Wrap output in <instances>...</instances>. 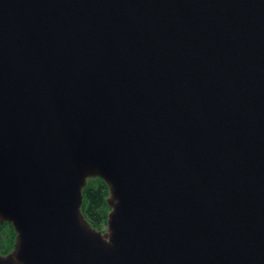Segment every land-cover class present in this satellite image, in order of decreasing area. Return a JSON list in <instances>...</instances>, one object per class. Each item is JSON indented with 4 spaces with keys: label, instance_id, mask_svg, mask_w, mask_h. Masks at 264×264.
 <instances>
[{
    "label": "water",
    "instance_id": "1",
    "mask_svg": "<svg viewBox=\"0 0 264 264\" xmlns=\"http://www.w3.org/2000/svg\"><path fill=\"white\" fill-rule=\"evenodd\" d=\"M4 222L0 264H264V0H0Z\"/></svg>",
    "mask_w": 264,
    "mask_h": 264
},
{
    "label": "trees",
    "instance_id": "2",
    "mask_svg": "<svg viewBox=\"0 0 264 264\" xmlns=\"http://www.w3.org/2000/svg\"><path fill=\"white\" fill-rule=\"evenodd\" d=\"M107 191L108 188L99 178L89 181V183L84 186V203H82L81 209L84 212L83 214L85 218L90 221L92 227L97 228L98 224L104 223L105 221L106 212L109 210L105 203ZM12 227V224L5 222L2 227H0V231L2 229L8 231L7 233L9 237L7 238V244L5 243V248H3L4 252H8L13 248V239L16 234Z\"/></svg>",
    "mask_w": 264,
    "mask_h": 264
},
{
    "label": "rangeland",
    "instance_id": "3",
    "mask_svg": "<svg viewBox=\"0 0 264 264\" xmlns=\"http://www.w3.org/2000/svg\"><path fill=\"white\" fill-rule=\"evenodd\" d=\"M94 179H96V176H94V177H89L88 179H87V181H86V184L87 183H89V181H91V180H94ZM106 217H105V221H104V223H100V224H98V226H97V228H95V227H93V228H95L96 230L98 229V230H100L101 232H106V226H105V223H106ZM7 223V222H6ZM4 223H2V225H3ZM10 224V223H9ZM2 225H0V227H2ZM13 228V227H12ZM14 229V228H13ZM8 231L5 229H2L1 231H0V253H5L4 251H3V248H5V243L7 242V238H9L8 237V233H7ZM15 237H16V235H15ZM15 237H14V239H15ZM14 239H13V243H14ZM7 244V243H6ZM13 248H14V245H13ZM12 250V248L9 250V251H11ZM3 251V252H2ZM8 251V252H9Z\"/></svg>",
    "mask_w": 264,
    "mask_h": 264
}]
</instances>
